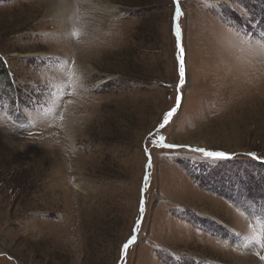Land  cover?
Returning <instances> with one entry per match:
<instances>
[{
	"label": "rangeland",
	"instance_id": "374dc122",
	"mask_svg": "<svg viewBox=\"0 0 264 264\" xmlns=\"http://www.w3.org/2000/svg\"><path fill=\"white\" fill-rule=\"evenodd\" d=\"M181 8L183 88L173 0H0V264L264 256V0Z\"/></svg>",
	"mask_w": 264,
	"mask_h": 264
},
{
	"label": "snow or ice",
	"instance_id": "6c2138e0",
	"mask_svg": "<svg viewBox=\"0 0 264 264\" xmlns=\"http://www.w3.org/2000/svg\"><path fill=\"white\" fill-rule=\"evenodd\" d=\"M173 2L175 5L173 21L175 23V35L177 37V45H178V51H179L178 73H179L180 80L178 81V87L183 88V86L186 83V65H185L186 53H185V49H184V45H183V30L179 25V19L183 15V13H182V8H181V0H173ZM182 100H183V93L178 92L177 97H176V105L174 107L170 108L167 112H165L163 114L162 119H161L160 123L157 125L156 129L152 132H149L146 139L152 140V138L155 136L157 131L164 129L169 125V123L171 122V119L175 116L177 111L180 109ZM164 140H165V137L161 136L160 141H157V143H160ZM162 146L166 147L168 149H178L181 147H184V148L190 147L188 145H178V144H163ZM143 150H144L146 159H148V161H149V163L146 165V168L151 167V163H150L151 152L149 150V147L145 146ZM196 151L203 153V156L205 158L213 159V160L228 159V158H231V155H232L231 153H226L224 151H210V150H206L204 148L196 149ZM248 155L253 156L254 158H257V157H255L254 153H249ZM141 191L143 192V189ZM140 204H141V208H140L141 218L136 221V223L133 227L132 231H133L134 235L131 238H129L122 245V250L125 252V254H126L127 249L129 248V246L135 242V240H136L135 233L138 232L139 225L142 224V222H143V219H142V215H143V211H144L143 195L141 197ZM260 259L264 260V256L260 257Z\"/></svg>",
	"mask_w": 264,
	"mask_h": 264
},
{
	"label": "bare ground",
	"instance_id": "6f19581e",
	"mask_svg": "<svg viewBox=\"0 0 264 264\" xmlns=\"http://www.w3.org/2000/svg\"><path fill=\"white\" fill-rule=\"evenodd\" d=\"M232 251H231V253L234 254ZM235 252L237 254L235 255L236 257H234V258L238 262H243V263H247V264H264V260H261L259 257H257L258 253L255 251L246 252V250L243 249L242 251H238V252L235 250Z\"/></svg>",
	"mask_w": 264,
	"mask_h": 264
},
{
	"label": "water",
	"instance_id": "95a60500",
	"mask_svg": "<svg viewBox=\"0 0 264 264\" xmlns=\"http://www.w3.org/2000/svg\"><path fill=\"white\" fill-rule=\"evenodd\" d=\"M173 24H174V26H173V32L175 33V23H174V21H173Z\"/></svg>",
	"mask_w": 264,
	"mask_h": 264
}]
</instances>
